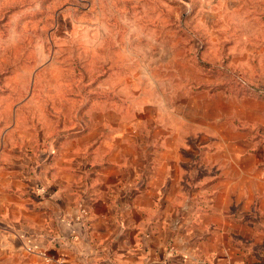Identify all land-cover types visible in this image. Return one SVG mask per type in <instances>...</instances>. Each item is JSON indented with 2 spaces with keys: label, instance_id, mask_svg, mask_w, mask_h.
I'll return each instance as SVG.
<instances>
[{
  "label": "crops",
  "instance_id": "0c3cea01",
  "mask_svg": "<svg viewBox=\"0 0 264 264\" xmlns=\"http://www.w3.org/2000/svg\"><path fill=\"white\" fill-rule=\"evenodd\" d=\"M211 96L221 135L200 144L156 111L141 140L139 120L116 103L31 141L8 140L0 123V264H253L233 241L264 236V219L234 207L264 190L262 156L240 137L264 128V94L233 116L230 94Z\"/></svg>",
  "mask_w": 264,
  "mask_h": 264
},
{
  "label": "rangeland",
  "instance_id": "374dc122",
  "mask_svg": "<svg viewBox=\"0 0 264 264\" xmlns=\"http://www.w3.org/2000/svg\"><path fill=\"white\" fill-rule=\"evenodd\" d=\"M250 89L264 91V0H0V127L8 140L67 131L116 103L139 120L141 140L142 120L156 111L200 144L221 135L212 131L224 114L212 92L231 95L233 116L242 98H256ZM247 128L240 137L264 164V128ZM242 194L256 201L235 206L237 215L264 219V190ZM233 242L264 264V236Z\"/></svg>",
  "mask_w": 264,
  "mask_h": 264
},
{
  "label": "trees",
  "instance_id": "16d2710c",
  "mask_svg": "<svg viewBox=\"0 0 264 264\" xmlns=\"http://www.w3.org/2000/svg\"><path fill=\"white\" fill-rule=\"evenodd\" d=\"M242 85H244L243 82H241ZM249 91H251L250 93L254 94V95H263L264 92L262 90H255V89H250Z\"/></svg>",
  "mask_w": 264,
  "mask_h": 264
},
{
  "label": "built area",
  "instance_id": "2783aa9c",
  "mask_svg": "<svg viewBox=\"0 0 264 264\" xmlns=\"http://www.w3.org/2000/svg\"><path fill=\"white\" fill-rule=\"evenodd\" d=\"M87 212L83 211V214H86Z\"/></svg>",
  "mask_w": 264,
  "mask_h": 264
}]
</instances>
